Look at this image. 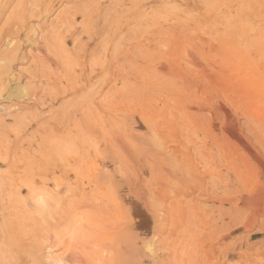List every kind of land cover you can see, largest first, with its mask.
Listing matches in <instances>:
<instances>
[{
    "label": "rangeland",
    "instance_id": "1",
    "mask_svg": "<svg viewBox=\"0 0 264 264\" xmlns=\"http://www.w3.org/2000/svg\"><path fill=\"white\" fill-rule=\"evenodd\" d=\"M20 1L0 0V264H264V0H137L149 10L126 41L144 68L112 95L78 79L86 51L69 35L93 27L74 24L47 47L67 71L38 80L36 100L8 82L42 55L38 17L109 4L41 15Z\"/></svg>",
    "mask_w": 264,
    "mask_h": 264
},
{
    "label": "bare ground",
    "instance_id": "2",
    "mask_svg": "<svg viewBox=\"0 0 264 264\" xmlns=\"http://www.w3.org/2000/svg\"><path fill=\"white\" fill-rule=\"evenodd\" d=\"M60 1H62V0H32V1L28 0V3L30 5L32 4L30 8H32L33 11H35V10L37 11V9H39V11H38L39 14H41V13H43L45 11H46V14H48L51 11H53L55 5L58 2H60ZM101 1L103 2V0H101ZM21 3H24V2H21ZM21 3H20L19 6L21 8H24L25 10L21 9L22 12L20 11L21 12L19 14L20 16L18 15L20 17V19L16 18L18 20V23H16V24L21 29H27L28 28V22H29L28 19L31 16V12L29 13L28 11H26L25 6L27 7V5H25V4L23 5ZM25 3L27 4V0H25ZM97 3H98V1H97ZM107 3L109 4V7H106L104 9L99 7L97 9V11L96 10L93 11V9L91 11L89 9L91 11V12H89V14L88 13H84V14L83 13L82 14L73 13V14H76V16L73 15L74 17H72V18H70L69 15H68V13H69L68 11H70V9L68 11L65 10V11L68 12L67 13L68 16L66 15L67 17L66 16L62 17L59 21H56V22L52 21L50 24H48V20L45 17L46 16L45 14H44L45 16L43 15L44 17H41V16L38 17V20H39V28L38 29H40V31H44V29L49 28V31L46 33V35H44V37H42L43 44H41L42 42L38 44L39 48H40V51L42 52V55L41 56H39V55L29 56V54L27 55V54L24 53L25 55H23V58L20 57V59L22 58L23 62L26 63V62L30 61L31 57H33L31 65H34L32 67L35 68V69H33V71L30 70L32 72L29 73L30 74L29 76L26 75V73L22 74V73L19 72L20 73L19 75L16 73L18 75V77L14 78V76H13V80L9 81L8 84H11V83H15V84H19V85L26 84V87L30 88L34 92L31 96H33V98L36 100V97L39 95L38 92H39V87H40V85H38V83H37L38 80H41L42 83L45 82V79L50 81L49 80L50 77L53 76L52 72L55 71V70L57 71V69L58 70L59 69H64L65 72L67 71L66 66H65L66 64L64 62H59L58 60H56L51 55V52L47 49V47L50 45L51 41L54 38H60L62 40H63V38H66V36H65V34L63 32H65V30L70 31L69 30L70 26H72L74 24L77 25L79 23L86 22V23H89V25H91L93 27V30L91 32L89 31L84 36V38L83 37H79L77 35V32L74 31V30H73L74 32H71V35H69L71 39H75L76 43L77 42L79 43V47H82L83 50L86 51V54L83 51V53H84L83 62L79 61V65L82 66L83 70L81 71L82 73H80V76H79L78 79H80V77L81 78L85 77V79H88L91 82V77H92L91 73H93V76L95 75L96 77L104 78V83H102L101 84L102 87H100V91L104 95H112V94H114L115 92H117L119 90L130 91V89H132L131 86H132L133 78H135V76H139L138 73H139V71H141V68L143 67V64H141V62L140 63H136L134 61L135 47L130 42L128 43V41H126V40H129L127 38L131 39V34H130L131 31H130V29H132V26H131L130 20L132 19L133 15H135L138 12H141V13H139V15H141L142 13L148 12L149 5H147V2H145V1H142V2L138 3L137 0H107ZM90 4H92V3H90ZM94 4L95 3H93V5ZM21 5H23V6H21ZM74 7H76V6H74ZM89 7L90 6H88V8ZM88 8L86 7L87 10H88ZM2 9H4V7H2ZM80 9H82V8H80ZM80 9H79V11H80ZM86 9H85V11H86ZM23 10H24V12H23ZM77 10H74V11L77 12ZM82 11L83 10H81L80 12H82ZM13 12H15V10ZM17 12L19 13V11H17ZM17 12H15V14H17ZM15 14H13L14 18H15ZM34 14H35V12H34ZM69 14H71V16H72L71 12ZM36 16H39V15H36ZM8 19L10 20V22L8 20V23H11V19L10 18H8ZM5 24H7V23H5ZM118 26L119 27H123V28H127L126 32H123L121 35L119 34L120 37H117L116 31L113 30V28H116ZM5 29H7V27ZM23 31L24 30H22V33H23ZM30 31L32 32V30H30ZM30 31H29V33H30ZM33 31L35 32V30H33ZM2 34H4V33H2ZM35 34H36V32H35ZM17 35H18V32L15 31L13 36H17ZM29 35L30 34H27L28 38H27L26 42H30V36ZM1 38H2V36L0 35V39ZM36 38H37V35H36ZM70 38H68V39H70ZM8 41L10 42V39ZM64 41L68 45V43H69L68 40L65 39ZM126 42L128 43V45H127ZM16 43H18V42H16ZM36 43H38V42H36ZM33 46L34 45H32V47ZM13 47H14V45H13ZM73 47H72V49L75 51V53H78V52L81 53V50H80L81 48L77 49L75 46H73ZM16 49H17V47H16ZM138 50L139 51L143 50L145 52L146 50H148V46L147 45H142L140 48H138ZM69 52H71V51H69ZM22 54H19V56L22 55ZM14 55H18V54L14 53ZM14 55L11 56V57L14 58ZM30 55H31V53H30ZM80 56H82V55H80ZM122 57H124L123 61H122ZM75 58H76V56H75ZM73 62H74V60L69 62L71 67L74 66ZM41 63L44 64L46 70L40 71L41 69L37 68V66H39ZM28 65H30V64L28 63ZM26 67H25V69H27L28 67L30 68L31 66H28L27 68ZM50 70H52V71H50ZM21 72H23V71H21ZM11 73H9V74H11ZM144 73H146V71ZM64 75H66V74L64 73L62 75L63 76V81L61 80L63 83H64V79H66ZM44 76H45V79H42V77H44ZM67 76H69V75L67 74L66 77ZM74 76H75V74H74ZM57 78H61V76H57ZM69 79H70V77H68V79H66V81L69 80ZM52 82H51V84H52ZM81 82H82V80H81ZM49 83L50 82H48V85H49L48 87H50ZM55 83H56V81H55ZM51 86H53V85H51ZM84 86H86V85H84ZM77 87H74L75 89H73V90L76 91V89H78ZM48 91H50V90H48ZM56 91H57V89H56ZM65 91L69 92L70 90L66 89ZM80 92H82V91H80ZM51 93H52V91H51ZM48 95H46L44 97H41V96L40 97L41 98H45ZM40 97H39V99H40ZM48 97H50V96H48ZM34 99L32 100L33 103L31 102L32 104L31 103L30 104H27V103L26 104H19L18 102H15V104H13V110H12V107H9V109H11L10 112L11 111L14 112L15 110H19V109H28V110L32 109V107L35 106V104L37 105V103H38V102L36 103V101ZM42 100H44V99H42ZM39 101L41 102V100H39ZM60 101H61V99H60ZM60 101H59V103H60ZM47 102H48V100H47ZM51 102H52V100L49 102V104H51ZM47 104H45L46 106H44V102H43V106L44 107H47L48 106ZM51 106H52V104H51ZM51 106H50V108H52ZM20 112H23V111H20ZM16 114H18V113H16ZM16 114L14 116H16ZM27 115H28V113H27ZM30 115H31V113H30ZM19 116H21V115H19ZM20 120L21 119H19V121ZM191 213H192V211H191Z\"/></svg>",
    "mask_w": 264,
    "mask_h": 264
}]
</instances>
